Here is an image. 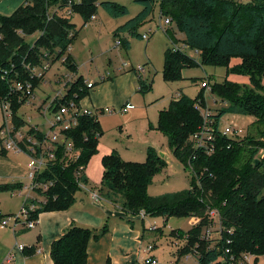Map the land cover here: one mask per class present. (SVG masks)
<instances>
[{
	"label": "trees",
	"instance_id": "1",
	"mask_svg": "<svg viewBox=\"0 0 264 264\" xmlns=\"http://www.w3.org/2000/svg\"><path fill=\"white\" fill-rule=\"evenodd\" d=\"M138 1L142 8L114 29L116 35L128 31L131 35L142 36L138 27L152 12L155 0ZM69 5L68 0H24L13 12L0 13V105L2 107L6 100L11 102L17 124L24 123L18 110L28 95L15 90L14 81L31 82L35 89L43 78L33 72V67L50 58L51 52L55 53L53 62L64 57L68 68L77 71L78 65L68 47L81 28L96 15L98 6L102 5L114 17L129 12L126 4L115 0H80L71 5L70 14L60 13V9ZM75 12L83 15V25L77 26L73 21ZM161 13L184 31L186 44L201 51V58H196L181 47L167 46L162 69L167 81L181 79L186 67L203 63L228 65L232 56H250L261 62L252 61V66L256 63L254 68L238 71L249 75L251 87L231 81L227 76L221 81L208 79L210 86L203 85L227 101L226 104L206 110L207 98L202 89L195 96H189L179 87L180 95L160 110L154 127L166 135L174 155L196 175L198 180L191 186L150 194L148 186L155 174L168 165V158L154 145H148L144 161L125 160L115 149L105 154L100 189L107 187L112 192L109 197L112 203L128 214L145 210L147 215H189L192 225L182 232L186 242L176 250L179 256L192 252L197 264H230L232 260H240L243 253L250 252L257 264L258 258L264 255V170H261L264 154L261 162L255 165L253 161L259 149L250 148L248 160L237 165L245 137L232 138L223 134L219 121L230 110L252 114L256 122H264V95L259 94L264 93V0H161ZM168 28L167 34L171 37L173 32ZM37 31L34 40L25 38L26 34ZM122 39L129 45V38ZM207 49H211V56L205 55ZM138 77L140 89H150L142 74ZM84 80L83 74H79L59 101L74 98L79 102L89 91ZM202 129L215 133L212 136L214 149L210 153L195 146L193 136L200 134ZM66 133L80 148V155L68 157L60 146L56 160L38 176L43 181L52 179L53 183L47 190L38 188L45 200L30 199L37 203L32 217H38L43 210L68 207L81 187L79 180L87 181L85 168L97 152L99 137L103 134L100 120L98 116L83 113ZM37 135L43 136L41 132ZM1 147L2 152L8 150L2 143ZM22 186V181L0 182V191ZM212 210L219 212L221 230V236L213 239L202 236L203 228L210 224ZM7 214L0 211V221ZM92 235L93 229L89 227L78 224L67 227L51 243L54 264H87Z\"/></svg>",
	"mask_w": 264,
	"mask_h": 264
},
{
	"label": "rangeland",
	"instance_id": "2",
	"mask_svg": "<svg viewBox=\"0 0 264 264\" xmlns=\"http://www.w3.org/2000/svg\"><path fill=\"white\" fill-rule=\"evenodd\" d=\"M115 1L129 6L130 12L114 17L102 5H99L95 13L96 18H90L72 42V53L77 62L79 73L82 72L84 78L94 79L97 82L94 87L89 88L88 93H86L88 96L85 95V101L89 103V100H92L96 105L109 106L116 109L120 108L127 100L133 103L132 108L128 112L114 110L112 113L107 111L99 116L103 134L99 139V150L89 160L88 174L91 177H97L96 182H102L103 174L101 176L99 158L100 154L108 152V149H115L125 160L144 161L147 158L146 146L150 143H155L165 150L169 164L166 169L163 168L155 174L153 182L148 186V192L157 195L189 187L198 180L196 175H194L192 169L184 166L169 149L164 133L160 129L154 128V125L157 124L160 110L168 106L172 98L180 95L179 87H183L184 93L189 96H195L202 89L201 92L207 98L206 110L226 104L227 101L223 100L222 97L216 95L209 87L203 86L201 80L212 78L213 81H221L227 76L231 81L250 86L249 75L238 71L250 70L252 61L259 63L261 60H252L250 56L247 58L241 56L233 58L234 56H232L228 65L203 63L186 67L182 71L183 77L181 79L167 81L162 74L164 50L167 46L172 48L181 47L196 58H201V51L186 44L184 41L185 33L174 20L171 19L170 24L164 23L165 15L161 13V0H155L152 12L138 27L140 33H148L150 37L147 39L130 34L129 45H126L125 42L117 44V36L113 31L117 26H115L114 19L122 22L123 19L134 15L137 10H135V4L133 3L137 2H133L135 0ZM54 7L56 5L51 9ZM134 10L135 12H133ZM73 21L78 26H81L84 24V17L80 12H75ZM167 28L173 32V36H168ZM37 35L38 33L26 34L25 38L34 40ZM119 37L123 38L125 36L120 35ZM204 53L206 56H211V49L204 50ZM54 57L55 53L51 52L50 59H54ZM256 63L252 68L256 66ZM140 65L143 66V69H138ZM65 69L66 65L58 60L53 64L48 75L55 78ZM139 74H142L145 82L150 85V89L145 91L140 89ZM194 79L196 81H193ZM107 81H115V83L112 85L107 84L102 89V85ZM262 84L264 85V76ZM206 86H210V82ZM259 94L264 95L262 92H259ZM215 98L217 101H215ZM25 107L26 105L21 107V111L25 110ZM3 119L4 113L0 105V124ZM255 119L256 116L252 114L228 110L219 121V129L229 124L242 129L241 133L243 138L245 137V143L241 144V160L237 165H241L248 160L250 150L253 148L259 149L258 158L262 159L264 154V122H256ZM38 120L41 122L42 127H47L46 120L43 117H39ZM1 148L0 141V174L6 170L22 173V168L25 169L28 162L26 153L8 150L6 155L15 163L14 165H8L3 162L2 154L4 152L1 151ZM261 170H264V165ZM101 190L108 197L112 195V192L107 187ZM23 194H11L8 190L0 191L2 213L17 212L26 198V195L24 194V196ZM40 197V195H37V198ZM141 212L130 214L134 216H132L133 223H129L133 224L131 225L132 230L139 232V240L143 234H146L148 235L146 237L147 240L151 239V241H154L156 245L151 250V254L155 255L158 264L197 263L195 262L196 256L192 252L176 256V250L178 248L181 249L186 242L185 236H183L185 234H182V232L187 231L192 225L189 215L172 214L166 217L164 215L146 214L145 217L141 215ZM210 221L213 230V237L211 238H219L221 236L219 217L217 215L215 217L212 216ZM153 223H156L157 226H149ZM0 226L2 225L0 224ZM146 227H150V229L148 230ZM147 242L145 241L144 246H147ZM143 253H149V250H144ZM188 254L190 257L186 260L185 255ZM260 259V263L264 264V255Z\"/></svg>",
	"mask_w": 264,
	"mask_h": 264
},
{
	"label": "crops",
	"instance_id": "3",
	"mask_svg": "<svg viewBox=\"0 0 264 264\" xmlns=\"http://www.w3.org/2000/svg\"><path fill=\"white\" fill-rule=\"evenodd\" d=\"M23 1L24 0H0V13L9 14L13 12ZM133 2H137L133 4H135V10H137L138 12L142 8V4L138 0H135ZM128 8L130 12L131 9L129 6ZM135 10L133 12H135ZM128 18L123 19L122 22L120 20L114 19V22L116 23L115 26L116 25L118 26L119 24L125 22ZM34 33H38V32H34ZM120 35H124L127 38L130 37L128 31H121L116 36L119 37ZM72 44H71L70 52L73 59L75 60L72 53V48H73ZM238 57L239 56H234L233 58H238ZM58 60H60L61 63H63L62 59H57L56 61ZM54 63H52V66L47 71L46 74L47 79L40 85L39 87L40 90L38 92L36 91L35 100L37 103L38 102L41 103L42 101H45L50 96L55 94V87H56L54 86L55 78H52L48 75ZM66 69L68 68L66 67ZM69 71L74 73L75 75L82 74V72L79 73V69H77V71H72L71 69H69ZM87 80H93L95 82V85L97 83L96 80L94 79H87ZM114 83L115 81H107L102 85L103 87L102 89H104V86H106L107 84L112 85ZM50 88L54 91H52ZM86 96L81 98L80 100L82 106H87L90 108L99 106L94 104L92 100H89V103H87L85 101ZM112 112L113 111H111L110 113ZM166 141H167V137H166ZM148 145H154L159 151H161L163 154L166 155L165 150L157 146L155 143H150ZM112 150L114 149L111 150L108 149V152L100 154L99 161L101 165V176L104 171L102 158L105 154L112 152ZM6 152L3 153L4 155L2 154V159L4 164L14 165L15 163L11 158H9L6 155ZM258 154L259 153H257L256 157H259ZM27 165L28 162L26 163V168L25 169L22 168V173L19 172L15 173L6 170L5 172L0 174V182L22 181L24 183L23 187L21 188L8 190L11 194L18 193L22 195L23 192L26 193L27 190L25 184L26 182H29V179L26 176ZM167 166L164 169H166ZM88 169H89V162L87 163V166L85 168V172L87 175L86 184L85 186L80 187L76 191L75 193L76 199L68 207L62 209H47L41 211L38 215L36 225L33 227H25L23 226L22 223L21 225L19 224L20 226L19 225L16 226V229H14L11 225L0 226V263L7 258L10 251L15 250V258L13 259L11 264H54V260L51 256V243L55 238H58L60 235H62L65 229L69 227L71 224H78L93 229V235L90 237L88 243L89 255H88L87 264H105L107 261H110L111 264H132V263H142V262L145 263V258L148 255H151L152 257L156 258L154 254H151V251H149V253L146 254L143 253L144 250H147L146 246H144L145 241H148L147 243H153V245H156L154 241L152 240L153 241L152 242L151 239L147 240L146 237L148 235L146 234H143L142 238L139 240L138 237L139 232L132 230L131 225L133 224L129 223L133 221L132 216L134 215H130L126 213L116 204L112 203L110 198L102 193V190L100 189L101 183L99 181L96 182L97 177L89 176ZM93 192L98 193L97 198L93 195ZM0 211L2 212L1 208ZM8 213L12 214L15 212L10 211ZM153 225L157 226L156 223H153L149 226H153ZM146 228L148 230L150 229V227H146ZM17 242L24 243L26 248L20 250L16 246ZM178 255L179 254H177L176 256ZM189 257H190L189 254L185 255L186 260L189 259ZM260 257L258 258L257 264H261Z\"/></svg>",
	"mask_w": 264,
	"mask_h": 264
},
{
	"label": "built area",
	"instance_id": "4",
	"mask_svg": "<svg viewBox=\"0 0 264 264\" xmlns=\"http://www.w3.org/2000/svg\"><path fill=\"white\" fill-rule=\"evenodd\" d=\"M80 0H68L69 6L64 9H60V13L70 14L72 12V4ZM52 10V9H51ZM92 18H96V15H93ZM171 20L168 17H164V23L169 24ZM143 38H149L148 33L142 34ZM117 44H123V39L117 37ZM71 46L68 47L70 50ZM64 63V57H61ZM55 62V61H54ZM52 59L46 58L43 60L40 66L33 67V72L38 76L43 78V81L33 89L31 82H21L14 81V89L28 95L26 102L22 104L21 107L26 105L25 110L21 111V107L18 110V115L24 119V123L17 124L15 118V112L12 109L11 102L6 100L2 103V109L4 113V119L0 124V140L4 148L12 150L14 152H25L28 155V165L26 176L29 179V182H26V198L24 203L18 212L4 215L0 221L2 226L11 225L14 229L20 223L25 227H33L36 225L38 217H32V211L37 207V203L31 201V198L39 200H45V196L38 191V188L41 190H47L49 186L53 183L52 179L43 181L38 178L41 171L49 166L50 163L54 162L57 158V151L60 149V146H63L64 153L68 157L76 158L80 155V148H77L74 140L66 132L67 130L73 128L79 121V116L83 113L93 114L99 116L104 112H111L114 110L127 112L132 108L133 103L131 101L125 102L120 108H111L109 106H99V107H87L82 106L80 101L77 102L74 98L69 99L65 102H60V98H63L67 93L69 86L72 81L76 79L78 75L69 71L68 69L62 70L59 75L55 76V94L50 96L45 101L41 103L36 102V91L40 85L47 79V71L54 63ZM126 63V62H125ZM138 69H143V66H138ZM74 71V70H72ZM88 86L91 88L95 85L93 80H84ZM209 80L205 79L202 81V85H208ZM50 115V116H49ZM39 117H43L46 120V128L41 126V122L38 120ZM241 128L225 125L220 131L223 134H226L232 138H243L241 133ZM41 132L42 137L38 136L37 133ZM214 132H208L207 129H202L200 134L196 133L193 136L195 140L196 147H203L204 150L208 153L212 152L214 149V142L212 136ZM79 184L81 187L85 186L86 181L80 179ZM24 185V183H23ZM23 187V186H22ZM34 192V193H33ZM40 195V198H37V195ZM98 193L93 195L97 198ZM218 210H212L210 214L211 217L216 215L219 217ZM142 216H146V211L141 212ZM12 220V222H11ZM210 224L205 226L203 235L205 238H211L213 230ZM220 226V224H219ZM156 227V225H153ZM220 230V228H219ZM221 233V230H220ZM16 246L23 250L25 247L24 243L17 242ZM153 243H148L146 249L151 251L153 249ZM226 251H229L227 249ZM15 258V250L10 251L7 258L3 260L0 264H11ZM226 259V257H225ZM145 263L158 264L157 258L148 255L145 258ZM230 264H256L254 256L250 252L243 253V257L240 260H232Z\"/></svg>",
	"mask_w": 264,
	"mask_h": 264
},
{
	"label": "water",
	"instance_id": "5",
	"mask_svg": "<svg viewBox=\"0 0 264 264\" xmlns=\"http://www.w3.org/2000/svg\"><path fill=\"white\" fill-rule=\"evenodd\" d=\"M261 160H262L261 158L256 157V158H254L253 162L255 165H258L261 162Z\"/></svg>",
	"mask_w": 264,
	"mask_h": 264
}]
</instances>
